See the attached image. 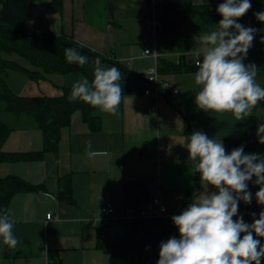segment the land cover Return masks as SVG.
Returning <instances> with one entry per match:
<instances>
[{
  "label": "crops",
  "instance_id": "crops-1",
  "mask_svg": "<svg viewBox=\"0 0 264 264\" xmlns=\"http://www.w3.org/2000/svg\"><path fill=\"white\" fill-rule=\"evenodd\" d=\"M51 2H34L24 23L27 30L55 36L63 34L77 44L122 64L128 72L118 68L122 101L116 115L98 110L100 128L97 131H91L82 121L80 112L76 111L71 115L68 126L61 131L56 152L45 153L38 160L0 163V177L17 175L39 186L37 190L16 194L10 201L7 214L14 221L13 234L19 243L11 248L0 237V264H109L108 250L96 248L98 227L104 222L100 220V210L111 204L113 214L110 219L127 217L122 197L123 183L139 179L152 186V183L157 185L154 178L158 176L161 184L162 170L163 183L174 186L166 176L169 162L174 157L180 160L188 154L182 144L188 142L194 132L201 131L224 145L225 139L242 134L249 118H256L257 129L264 123V100L258 102L251 116L237 121L231 112H205L197 107L195 94L200 86L194 81L196 72H158L161 82L170 83V96L179 101L193 118L191 132L187 133L186 121L163 94L159 93L153 100L144 94L149 86L145 80L146 71L157 67L159 59L154 61L143 53L150 45L156 49L150 32L152 44L148 35V40L144 35L147 21L154 17V5H207L211 14L222 17L217 8L225 0H61L59 8L55 9ZM191 53H185L187 59H192L187 57ZM247 54L250 57L243 60L245 65L254 59L261 60V67L256 66V82L264 87V59L256 56L259 54L256 50ZM179 56L176 51L159 53V57L172 62H177ZM74 64L81 72L54 74L49 76V80L26 79L19 84L17 77L23 75L9 71L6 81L19 96H56L60 92L55 86L72 87L82 77L89 82L94 79L93 60L88 58L84 66ZM101 67L107 69L113 65L103 62ZM153 104L155 112L150 110ZM12 126L14 131L2 147L5 151H41L42 133L29 119L15 120ZM89 141L93 151L106 152L107 155L90 157L87 154ZM149 145L151 149H147ZM156 146L168 147L163 156V159H168V165L163 169L162 164L158 171ZM260 157L264 159V151ZM63 177L71 179L70 201L58 198V180ZM255 180L253 176L247 182V190L254 202L260 187ZM152 193L151 189L150 195ZM244 203L239 200L238 210ZM47 214L52 215L49 220Z\"/></svg>",
  "mask_w": 264,
  "mask_h": 264
},
{
  "label": "trees",
  "instance_id": "trees-1",
  "mask_svg": "<svg viewBox=\"0 0 264 264\" xmlns=\"http://www.w3.org/2000/svg\"><path fill=\"white\" fill-rule=\"evenodd\" d=\"M35 1L0 0V114L10 115L18 121L24 118L29 119L42 133V149L37 152L5 151L2 148L3 144L14 131V127L9 121L0 119V163L38 160L45 153L56 152L61 131L68 126L71 115L76 111L80 112L82 121L91 131H97L100 128L98 108H93L80 100L69 101L72 87L55 86L60 92L56 96H19L10 89L6 81L9 71L21 74L30 81L49 80V76L54 74L81 72L74 63H68L65 57V49L74 48L93 61L99 57L101 63L109 62L120 70L128 72L122 64L77 44L63 34L55 36L27 30L24 23ZM60 2L61 0H52L50 5L54 9L59 8ZM250 3L251 8L244 16L238 18L237 22L244 27L256 29L254 40H262L264 23L258 21L255 14L264 12V0H251ZM108 4L110 9L111 2L109 1ZM154 18L159 24L155 33L157 51L161 55L166 51L180 53L177 62L159 57L157 71L160 74L197 72L198 67L195 63L198 59H187L185 53L196 50L197 42L202 35L217 30L222 17L211 14L207 5L171 6L156 3ZM229 31L235 32V29H229ZM160 94L166 97L168 103L186 121V132H191L193 118L186 108L172 98L169 91L160 90ZM241 146L245 154L255 153L260 156L264 151V144L259 143L257 136L255 117L248 119L239 137L224 140L226 153ZM71 188L69 177L60 178L58 198L70 201ZM37 189L39 186L17 175L0 177V217L7 214L8 205L16 194ZM198 192V184L184 191V202L180 211ZM122 197L129 214L125 219H109L98 227L96 248L108 250L109 264H157L161 243L173 237L179 239L178 228L174 225L172 217L144 218L140 216V212L145 209L150 199V189L144 180L125 181ZM254 200V213L244 218V222L249 225L264 211V205L257 202L256 196ZM244 234H240L241 238ZM253 236L260 241L261 245H264V237L256 236L255 233ZM261 264H264V257L261 258Z\"/></svg>",
  "mask_w": 264,
  "mask_h": 264
},
{
  "label": "clouds",
  "instance_id": "clouds-1",
  "mask_svg": "<svg viewBox=\"0 0 264 264\" xmlns=\"http://www.w3.org/2000/svg\"><path fill=\"white\" fill-rule=\"evenodd\" d=\"M250 8V0H225L218 6L222 19L217 30L200 37L202 59L196 61L198 71L194 74L195 84L200 86L195 94L197 107L205 112H231L237 121L251 116L258 102L264 100V87L256 82L257 67L243 63L257 30L244 27L237 19ZM255 16L264 23V12ZM65 57L68 63L80 66L88 63V57L74 48H66ZM94 65L92 82L86 77L77 80L68 99L80 100L116 115L122 101V87L118 83L121 72L114 66L101 67L99 57ZM257 136L259 143L264 144V123L258 126ZM182 145L189 158L197 161L195 170L200 173L201 181L218 191L202 194L197 202L172 217L180 238L161 243L157 264H261L264 245L253 233L264 237V211L250 225L242 217L236 220L233 217L238 213L239 200L251 203L247 182L253 176L260 185L256 200L264 205V159L255 153L245 154L243 146L226 153L221 142L201 131L194 132ZM87 154L90 157L107 155L93 151L91 141ZM13 225L8 214L0 217V237L11 248L19 243L13 234ZM241 233H245L242 238Z\"/></svg>",
  "mask_w": 264,
  "mask_h": 264
},
{
  "label": "rangeland",
  "instance_id": "rangeland-1",
  "mask_svg": "<svg viewBox=\"0 0 264 264\" xmlns=\"http://www.w3.org/2000/svg\"><path fill=\"white\" fill-rule=\"evenodd\" d=\"M144 35L146 36L147 39V35H148V39L150 38L151 40V44L152 39L150 34L148 33V31L144 32ZM147 39V40H148ZM153 45L149 46V49H154V47H152ZM202 43H198L197 45V51L193 52L191 54H189L187 57L188 58H200L202 59ZM256 52H258L259 54L256 55L259 58L262 57V59H264V45H261L257 48ZM246 57H250L248 54ZM20 62H23L22 60H20ZM261 60L260 59H254L252 60L251 64H254L257 67H261L260 64ZM245 64V62H243ZM17 83L20 84L21 80L23 81H27L28 79L23 77H17ZM27 79V80H26ZM0 119L1 120H6L9 121V123L12 125L15 122V119H13V117H11L10 115L7 114H0ZM168 159L164 158L163 159V169H165L168 165ZM197 161H193L189 158V155L186 154L183 157H181L180 160H177L175 157L172 158L169 162V168L167 170L166 176L167 179L174 182L173 185L175 186H171L168 185L166 183H163V171H160V185L162 187V193H161V201L162 204L171 212H176L178 211V206H181L184 202V191L187 189H190L192 187H194V185L198 184L199 185V192L198 194H196L195 196L192 197V201L190 203H186V207H188L191 203L197 202L199 197L202 194L205 193H212V192H217L218 190L216 188H214L211 185H207L205 182L201 181L200 178V173L196 172L195 170V165H196ZM197 173L199 174V178H197ZM186 185V186H184ZM157 185L152 183V192L153 193H157ZM235 195V193H234ZM153 213V212H152Z\"/></svg>",
  "mask_w": 264,
  "mask_h": 264
},
{
  "label": "built area",
  "instance_id": "built-area-1",
  "mask_svg": "<svg viewBox=\"0 0 264 264\" xmlns=\"http://www.w3.org/2000/svg\"><path fill=\"white\" fill-rule=\"evenodd\" d=\"M159 27L158 22L155 20L154 17L152 19L148 20L146 23V29L150 32L154 39V45H155V33L157 28ZM261 45H264V40H253L252 46L249 48L248 52H251L253 50H257V48ZM144 55H147L154 59V61H157L159 58V53L156 51L155 47L154 49H146L144 50ZM196 64V63H195ZM197 65V64H196ZM145 80L149 84V86L144 90V94L146 96H149L152 100L156 99L157 95L160 93V90L170 91V83L167 81L161 82L159 80V74L157 71V67H153L146 71L145 74ZM173 93H176V91H173ZM150 110L152 112H155L156 106L153 104L150 107ZM152 146H147V149H151ZM168 151L167 146H156L155 147V155H156V171H158L163 164V156L164 153ZM154 181L157 182V193H152L150 195V199L145 207L144 210L140 212L141 217H160V218H168L173 217L176 215L181 214L184 210H186L187 207H185L182 211L178 210L177 212H170L161 201V193H162V187L159 184L158 176H155ZM147 187L151 190L152 186L149 184ZM255 202L251 200V203H245L239 210L236 216L233 217L234 220L242 217L243 221L244 218L248 215H251L255 211ZM254 208V210H253ZM153 212V213H152ZM101 213V221H107L111 218V215L113 214V208L111 204H107L100 210ZM127 213L129 214V210L127 209ZM51 214H47L46 218L49 220L51 218ZM97 222V221H95Z\"/></svg>",
  "mask_w": 264,
  "mask_h": 264
},
{
  "label": "water",
  "instance_id": "water-1",
  "mask_svg": "<svg viewBox=\"0 0 264 264\" xmlns=\"http://www.w3.org/2000/svg\"><path fill=\"white\" fill-rule=\"evenodd\" d=\"M180 208H181V206H178V210H180ZM254 209V208H253ZM131 214H132V212H131ZM103 223H105V222H101V224H103Z\"/></svg>",
  "mask_w": 264,
  "mask_h": 264
}]
</instances>
